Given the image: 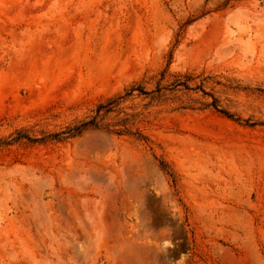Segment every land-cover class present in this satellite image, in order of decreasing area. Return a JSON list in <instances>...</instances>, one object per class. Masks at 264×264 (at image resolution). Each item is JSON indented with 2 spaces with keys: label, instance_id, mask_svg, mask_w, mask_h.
I'll list each match as a JSON object with an SVG mask.
<instances>
[{
  "label": "rangeland",
  "instance_id": "rangeland-1",
  "mask_svg": "<svg viewBox=\"0 0 264 264\" xmlns=\"http://www.w3.org/2000/svg\"><path fill=\"white\" fill-rule=\"evenodd\" d=\"M0 264H264V0H0Z\"/></svg>",
  "mask_w": 264,
  "mask_h": 264
}]
</instances>
